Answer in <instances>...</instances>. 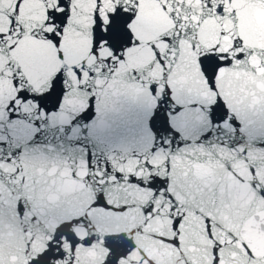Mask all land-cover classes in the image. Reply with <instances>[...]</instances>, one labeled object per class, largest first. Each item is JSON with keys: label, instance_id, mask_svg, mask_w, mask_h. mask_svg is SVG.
Here are the masks:
<instances>
[{"label": "snow or ice", "instance_id": "1", "mask_svg": "<svg viewBox=\"0 0 264 264\" xmlns=\"http://www.w3.org/2000/svg\"><path fill=\"white\" fill-rule=\"evenodd\" d=\"M155 2L172 23L155 40L142 41L137 30L150 32L152 27L143 15L150 0H0V184L12 186L10 191L17 192V215L27 216L30 197L20 193L27 192L30 185L20 161L37 147L41 152L68 153L65 162H73L69 164L72 178H78L73 164H82L86 168L82 179L94 186L88 211L59 224L43 248L37 249L29 240L24 264H90V250L106 251L103 264H155L137 248L132 234L95 231L92 211L122 214L129 208L127 203L111 200L109 186L127 180L152 190L153 199L142 207L145 223L163 215L167 203L166 215L174 234L153 235L179 248L187 212L170 190V176L160 174L159 169L171 172L173 160L179 154L189 156L185 149L192 145L228 146L238 150L245 162L252 147L264 151V108L245 119L225 91L228 72L245 65L253 71L261 67L253 61L264 64V48H249L237 34L241 18L234 0H200L199 9L189 0ZM210 20L220 24L219 36L228 37L230 45L202 39V26ZM76 44L86 55L78 63H69ZM144 45L151 51L146 69L133 63ZM51 50L61 62L54 72L47 66ZM189 62L191 69L197 70L190 84L170 78L174 70ZM121 73L127 76L132 96L146 97V107L141 106L137 120L151 137L147 152L132 157L137 161L136 170L127 173L115 166L112 156L102 150L89 153L83 143L88 139L96 147L105 142L108 125L104 117L112 110L111 96L118 94L113 82ZM192 90L194 95L181 98ZM17 125L22 127L15 128ZM158 152L167 153L162 165L149 158ZM141 167L147 178L137 175ZM59 171L42 166L40 178H34L33 183L46 185ZM249 172L253 188L264 196V180L258 177L256 167L249 165ZM3 204L0 199V214ZM204 220L213 241L211 264H222L225 242L212 235L213 218L205 216ZM77 224H83L88 234L78 235L74 230ZM240 243L248 264H264L246 241Z\"/></svg>", "mask_w": 264, "mask_h": 264}, {"label": "water", "instance_id": "2", "mask_svg": "<svg viewBox=\"0 0 264 264\" xmlns=\"http://www.w3.org/2000/svg\"><path fill=\"white\" fill-rule=\"evenodd\" d=\"M189 3L199 9L200 0H189ZM233 7L237 8V15L241 18L237 34L244 37L249 48H264V0H234ZM143 15L152 27L150 32L137 30L142 41L155 40L165 28L171 26L172 21L160 10L155 0H150L145 6ZM219 30L220 24L216 20L206 21L202 26V39L212 43L221 40L226 46L230 45L228 37L219 36ZM84 55L86 50L76 44L68 62L78 63ZM150 60L151 51L144 45L133 63L146 69ZM60 63L55 58V51L51 50L47 64L49 71L54 72ZM251 63L261 64V67L253 71L251 66L245 65L225 75L226 94L241 109L245 119L264 108V64L261 61ZM196 71L191 69L189 62L178 71L174 70L170 78L190 84ZM155 77L159 78L158 70ZM113 83L118 94L111 96L112 110L104 117L108 125L105 142L97 143L96 147L95 142L88 139L83 143L87 145L89 153L102 150L112 156L115 166L127 173L136 170L137 161L132 158L134 154L147 152L151 141V137L137 120L141 106L146 107V97L141 94L137 99L131 95L127 76L123 73ZM194 94L195 90L186 91L181 98ZM185 151L190 155L179 154L173 160L171 172H165L163 167L159 169L160 174L170 176V190L187 212L179 248L158 238L174 234L171 221L166 215L168 204L161 210L163 215H157L145 223L142 207L153 199L152 190L128 184L127 180L121 185L109 186V195L115 203H127L128 211L122 214L92 211L90 220L95 225V231L98 234L109 231L132 234L137 248L143 249L155 264H188L189 261L191 264H211L213 241L208 238L204 220L205 216H211L212 235L225 242L226 259L222 264H248L249 258L241 247V241H246L257 258L264 260V196L253 188V177L249 172V165H254L258 177L264 180V151L252 147L247 162L239 155L238 150L219 144L207 147L192 145ZM67 155L66 152H41L39 148L33 147L20 161V167L26 169L27 183L30 185L27 192L20 193L30 197L27 201L30 205L27 216L17 215V192L10 191L12 186L0 184V193H3L0 199L4 200L0 214V264H24L29 240L37 249L43 248L59 224L88 211V205L94 198V186L82 179L86 171L82 164H73L78 178H72L69 164L73 162H65ZM166 155L167 153L158 152L149 154V158L153 163L162 165ZM42 166L60 169L46 185L33 183L34 178H40L39 169ZM229 166L232 170H229ZM137 175L147 178V171L141 167ZM162 199L157 198V207ZM74 230L80 236L89 231L83 224L74 225ZM229 241L231 243H227ZM136 255L139 258V254ZM105 256L106 251L90 250L88 253L90 264H103ZM233 256L235 260L228 259Z\"/></svg>", "mask_w": 264, "mask_h": 264}]
</instances>
